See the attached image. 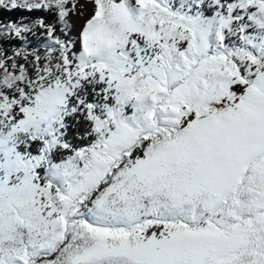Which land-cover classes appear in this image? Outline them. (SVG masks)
<instances>
[{"label": "snow or ice", "instance_id": "1", "mask_svg": "<svg viewBox=\"0 0 264 264\" xmlns=\"http://www.w3.org/2000/svg\"><path fill=\"white\" fill-rule=\"evenodd\" d=\"M0 264H264V0H0Z\"/></svg>", "mask_w": 264, "mask_h": 264}, {"label": "trees", "instance_id": "2", "mask_svg": "<svg viewBox=\"0 0 264 264\" xmlns=\"http://www.w3.org/2000/svg\"><path fill=\"white\" fill-rule=\"evenodd\" d=\"M21 13L19 12H13V13H6L5 16L6 18L9 19H18L20 17ZM43 40L42 38L39 37H34L32 40L33 45L38 46L40 50H43L44 45L40 43V41Z\"/></svg>", "mask_w": 264, "mask_h": 264}, {"label": "rangeland", "instance_id": "3", "mask_svg": "<svg viewBox=\"0 0 264 264\" xmlns=\"http://www.w3.org/2000/svg\"><path fill=\"white\" fill-rule=\"evenodd\" d=\"M75 23H76V27H77V29H78L79 26H80L81 21L77 20V21H75ZM74 34H75V33H74ZM37 37L44 39V37L39 36V35H38Z\"/></svg>", "mask_w": 264, "mask_h": 264}]
</instances>
